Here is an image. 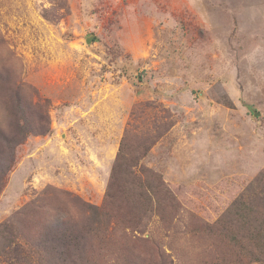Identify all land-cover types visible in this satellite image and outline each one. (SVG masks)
Segmentation results:
<instances>
[{
  "label": "rangeland",
  "instance_id": "1",
  "mask_svg": "<svg viewBox=\"0 0 264 264\" xmlns=\"http://www.w3.org/2000/svg\"><path fill=\"white\" fill-rule=\"evenodd\" d=\"M0 264H264V0H0Z\"/></svg>",
  "mask_w": 264,
  "mask_h": 264
},
{
  "label": "trees",
  "instance_id": "2",
  "mask_svg": "<svg viewBox=\"0 0 264 264\" xmlns=\"http://www.w3.org/2000/svg\"><path fill=\"white\" fill-rule=\"evenodd\" d=\"M22 128H23V127H22ZM22 128H21V133H22V130L25 131V130H24L25 128H24V129H22ZM26 129H27V128H26ZM17 131H18V130H17ZM17 131H16V132H17ZM27 132H28V131H27ZM18 133H20V131H18ZM18 133H17V134H18ZM13 134H15V132H14ZM25 136H26V135H23V137H25ZM16 137H17V138H16ZM16 137H11V139L9 140V141H10V144H11L13 141H21V140H22V136H21V135H18V136H16ZM15 138H16V140H15ZM120 158H121V154L119 153V156H118V158H117V160H116V162H115L116 167H117L118 164L121 165V163H122ZM115 165H114V168H115ZM218 212H220V209H216V212H215V213H218ZM214 215H215V214H212V217H213ZM3 234H6L5 231L3 232ZM63 235H65V234L63 233Z\"/></svg>",
  "mask_w": 264,
  "mask_h": 264
}]
</instances>
